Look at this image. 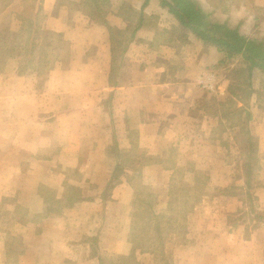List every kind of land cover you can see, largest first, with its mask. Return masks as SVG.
Returning <instances> with one entry per match:
<instances>
[{"label":"crops","instance_id":"0c3cea01","mask_svg":"<svg viewBox=\"0 0 264 264\" xmlns=\"http://www.w3.org/2000/svg\"><path fill=\"white\" fill-rule=\"evenodd\" d=\"M164 1L0 0V264H264L259 71L228 101L235 64ZM194 1L264 44V0Z\"/></svg>","mask_w":264,"mask_h":264},{"label":"trees","instance_id":"16d2710c","mask_svg":"<svg viewBox=\"0 0 264 264\" xmlns=\"http://www.w3.org/2000/svg\"><path fill=\"white\" fill-rule=\"evenodd\" d=\"M175 6L179 7V10L183 13L184 17H178L181 23L185 24V27L192 30L197 36L206 42H210L216 45L220 51L227 53L229 58H236L241 55L245 63V68L234 67L229 73L230 79V97H227L228 101L235 98L236 100L246 103L253 81V71H259V74H264V44L248 41L244 36H241L238 32L230 29H226L223 26H217L216 31L213 32L212 28H207L203 21V15L198 11V5L194 0H172ZM163 3H166L163 0ZM228 103V102H227ZM235 126L238 129V137L240 135L243 138L247 135V150L251 155L248 156V164L246 172V179L248 187H254L250 180H253V175L258 170L259 158H258V144L250 141L248 135L247 124L250 119V113L245 109H242L235 114H232ZM246 167V164H245ZM257 201V200H256ZM247 203V202H246ZM249 212L241 213L240 220L245 219L247 214H254L252 219L261 220L263 217L257 211L254 204V200H248ZM238 219V220H239ZM237 222L235 223L236 227Z\"/></svg>","mask_w":264,"mask_h":264},{"label":"rangeland","instance_id":"374dc122","mask_svg":"<svg viewBox=\"0 0 264 264\" xmlns=\"http://www.w3.org/2000/svg\"><path fill=\"white\" fill-rule=\"evenodd\" d=\"M231 60V63L232 64H235V67L236 66H238V67H241V68H245V63H244V61H243V59L241 58V55H239V56H237L236 58H231L230 59ZM226 61V60H225ZM224 63V62H223ZM232 68H234L233 66H232ZM258 85V86H261V84L262 85H264V76L263 75H257L256 76V78H255V83H254V85ZM255 85V86H256ZM260 100L261 101H263L264 102V94H263V96L261 95L260 97ZM238 153H235V157H236V159L234 160V162L237 160V159H239L238 158ZM230 159H232V158H229V160ZM231 161V160H230ZM229 161V162H230ZM236 166V165H235ZM237 174V173H236ZM235 175V174H234ZM213 179L215 180V178H219L218 180H216V182H213L214 180H211V182H207V188H208V190L206 191V194H207V196L210 194V193H208V191L209 190H212L213 191V189H214V187H215V191L214 192H218V190H220V191H222V190H224V189H226V190H234V189H232L233 187H234V185H233V181L232 180H230V178H228V180H225L226 178H225V173H221V174H213ZM236 176V175H235ZM208 178V176H206V179ZM222 180V179H224V185H223V187L221 186V187H219V185H216V184H218L219 183V180ZM218 182V183H217ZM233 182V183H232ZM219 187V188H218ZM238 200V199H237ZM244 201V205L246 204V202L248 201V200H243ZM226 203H224L223 205L224 206H226L225 205ZM229 206H230V211H228L227 213H225V214H228L229 216H230V221L232 220V218H236L235 217V215H234V213H236L235 211H231V210H235V205H233L232 206V204H229ZM247 208L249 209V203H248V205H247ZM209 210H211V209H209ZM219 212V211H218ZM223 212V211H222ZM234 212V213H233ZM234 216V217H233ZM239 216V214L237 215V217ZM225 218V217H224ZM227 218V217H226Z\"/></svg>","mask_w":264,"mask_h":264},{"label":"built area","instance_id":"2783aa9c","mask_svg":"<svg viewBox=\"0 0 264 264\" xmlns=\"http://www.w3.org/2000/svg\"><path fill=\"white\" fill-rule=\"evenodd\" d=\"M204 87H205L206 89H209L207 84H204Z\"/></svg>","mask_w":264,"mask_h":264}]
</instances>
